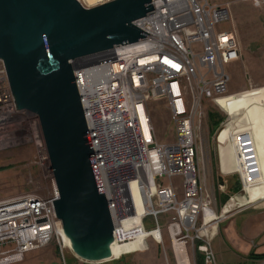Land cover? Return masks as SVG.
Listing matches in <instances>:
<instances>
[{"label": "built area", "instance_id": "2783aa9c", "mask_svg": "<svg viewBox=\"0 0 264 264\" xmlns=\"http://www.w3.org/2000/svg\"><path fill=\"white\" fill-rule=\"evenodd\" d=\"M151 4L153 13L134 21L148 33L143 39L72 62L113 220L111 243L124 245L141 236L144 246L137 250L146 248L147 238L163 246L160 217L164 216L174 264H197L198 255L204 264L214 263L211 240L222 215L211 211L213 198L199 159L200 129L205 104L227 93L230 77L225 65L239 57L238 45L231 31L216 28L230 17L227 3L152 0ZM195 44L201 45L200 51L194 50ZM160 98L167 100L175 127V140L169 144L156 141L147 111V102ZM15 112L32 117L39 156L50 170L38 119L15 109L0 60V118L6 120ZM174 175L183 177L182 198L171 182ZM49 177L48 196L29 193L0 201V264L19 262L52 240L61 253L66 248L73 251L53 209L57 190L50 172ZM147 218L153 224L150 229L144 224ZM118 258L80 260L100 264ZM254 262L264 264V259Z\"/></svg>", "mask_w": 264, "mask_h": 264}, {"label": "water", "instance_id": "95a60500", "mask_svg": "<svg viewBox=\"0 0 264 264\" xmlns=\"http://www.w3.org/2000/svg\"><path fill=\"white\" fill-rule=\"evenodd\" d=\"M152 0H0V60L15 109L36 116L57 197L56 217L73 251L109 257L113 220L76 85L72 62L143 39L134 24ZM218 185L225 186L222 174Z\"/></svg>", "mask_w": 264, "mask_h": 264}, {"label": "rangeland", "instance_id": "374dc122", "mask_svg": "<svg viewBox=\"0 0 264 264\" xmlns=\"http://www.w3.org/2000/svg\"><path fill=\"white\" fill-rule=\"evenodd\" d=\"M209 1L228 4L230 18L217 24L216 28L234 31L240 41V58L225 65L230 76L227 89L230 95L226 93L205 104L204 123L200 129L199 159L202 163L205 186L213 198L211 211L219 215L223 206L222 217L218 221V228L211 245L219 264H254L255 262L250 258L252 250L254 253L264 252V182H260L259 179L253 181L254 194L246 204H243L244 206L237 207L232 204L230 207L228 205L230 199L235 194L243 192L241 173L231 170L228 175L223 176L226 185L222 189L216 184V176L221 174L220 148L223 149L221 151L223 157L227 156L232 164H237V161L244 157L236 151L243 146L236 143L259 141V134L264 132L255 121L248 130L244 128L238 134L231 132L228 137L223 134L226 125L244 105H249V100L256 99L255 103L259 110L264 103V0H258V4L256 0ZM79 2L88 8L97 5L89 4L84 0ZM193 48L198 52L201 45L195 44ZM147 111L156 141L159 144L173 143L175 127L167 100L164 98L149 100ZM32 120V117H28L24 112L10 113L6 120L0 118V201L29 193L48 196L52 192L50 170L45 160L39 156L40 149L35 138L37 129L34 128ZM228 139L234 142H227ZM243 150L250 154L254 152L250 164L252 170L259 171V151L254 148L249 150L243 148ZM259 157L263 164L264 150L260 152ZM171 182L178 197L182 198L183 177L174 175L171 177ZM234 186L238 187L236 191L233 189ZM164 220L165 217L161 216L163 246L158 245L152 238H147L146 248L142 252L128 254L129 256L123 258L140 254L147 264L157 261L165 264L164 257L170 259L171 251ZM144 224L147 229L153 227L151 218L145 219ZM136 240L140 244L138 248L128 250L143 248V238L140 236ZM80 258L76 252L67 248L61 253L56 240H52L48 245L26 253L21 261L11 264H92ZM114 261L100 264L118 263Z\"/></svg>", "mask_w": 264, "mask_h": 264}, {"label": "crops", "instance_id": "0c3cea01", "mask_svg": "<svg viewBox=\"0 0 264 264\" xmlns=\"http://www.w3.org/2000/svg\"><path fill=\"white\" fill-rule=\"evenodd\" d=\"M229 31H231L235 35L237 45H238V50H239V57L238 58H240V47H239L240 41L238 40L236 33L234 31H232V30H229ZM227 89H228V86H227ZM227 94H228V91H227ZM228 95H230V94H228ZM252 101H253V104H252ZM255 101H257V100L256 99L249 100L248 101L249 105L248 104L244 105L241 108L240 112H238V114L234 118H232V120H230V122H231L230 125L228 127H226L225 129H223V134L226 137H228L229 134H231V132L238 134L239 131L244 129V128L246 130H248L249 127H252V125L255 121H256V124L258 126L260 125V128L262 130H264V103L261 104L262 107L260 108L261 110H259V107H258L257 103H255ZM251 104L253 106L255 105L256 107L253 108V106H252V108H251V106H250ZM255 109H257L258 112ZM252 115H253V117H252ZM227 142L233 143L234 141L231 139H228ZM236 145L243 146V147H240L239 149H237L236 151H238V153L244 157V158H241L240 160H238L237 164H232L229 157H227V156L223 157V155H221V151H223L222 148H220L221 151H219L220 152V166H219V168H220L221 174L223 176H225V174H223V172L224 173H230L231 170L232 171H234V170L239 171L241 173V180L243 182L242 194H235L230 199V201L228 203V205L230 207L232 206V204H235V206H237V207L244 206L243 204L244 203L246 204L248 202V200H250L254 194V192H253V186H254L253 181L259 179L260 182H264V163L263 164L261 163L260 157H259L260 152H262L264 150V132H261V134H259V141L251 140V141H247L245 143H240V144L236 143ZM243 148L244 149L247 148L248 150H249V148H252V149L254 148V150L257 149L259 151V153H258V165H259V169H260L259 171L252 170V167L250 164L251 161H253L254 152H252L251 154L249 152L247 153L246 151L243 150ZM238 153H236V154H238ZM234 156H235V154H234ZM209 169H211V166H209ZM217 176H216V184L218 185ZM166 237H167V235H166ZM167 240H168L169 249L171 251V248H170L171 246H170V242H169L168 237H167ZM212 240H213V237H212ZM212 240H211V242H212ZM138 245H140L139 242H138ZM142 251L143 250H126V251H123L121 254H119V258L117 260H115L114 262L117 261L118 262L117 264H147L146 260H144L140 254H137V256H130L127 258H123V256H126L128 254H135L137 252H142ZM252 252H253V250H252ZM256 253H260V252H256ZM170 254H171L170 259H168L167 257H164V258H166V263L168 262L169 264H174L172 253L170 252ZM252 261H254V260H252ZM150 263L151 264H161L159 261L150 262ZM196 263L197 264H204L199 255H198V259L196 260ZM209 264H219V261L217 260V255H215V262L209 263Z\"/></svg>", "mask_w": 264, "mask_h": 264}, {"label": "bare ground", "instance_id": "6f19581e", "mask_svg": "<svg viewBox=\"0 0 264 264\" xmlns=\"http://www.w3.org/2000/svg\"><path fill=\"white\" fill-rule=\"evenodd\" d=\"M84 1H86L87 3H89V4H96L97 2H99L100 0H84ZM88 4V5H89ZM240 112V111H239ZM238 114V113H237ZM236 114V115H237ZM235 115V116H236ZM234 116V117H235ZM233 117V118H234ZM230 125V122L226 125V127H228ZM225 127V128H226ZM224 128V129H225ZM247 149V148H246ZM223 174H225V175H228L229 173H224L223 172ZM222 210H223V206L221 207V213H222ZM62 235H63V237L65 238V240H66V242H68V244H69V246H71V247H74V245H73V243H72V241L69 239V238H67V236L64 234V233H62ZM136 249V248H138V242H137V240H135V241H132V242H130V243H126V244H124V245H116L115 243H108V250H109V256H117V255H119V254H121L123 251H126V250H128V249Z\"/></svg>", "mask_w": 264, "mask_h": 264}, {"label": "trees", "instance_id": "16d2710c", "mask_svg": "<svg viewBox=\"0 0 264 264\" xmlns=\"http://www.w3.org/2000/svg\"><path fill=\"white\" fill-rule=\"evenodd\" d=\"M240 110V109H239ZM238 110V111H239ZM237 111V112H238ZM233 189L236 191L237 189H238V187L237 186H234L233 187ZM250 258L252 259V260H260V259H264V252L263 253H254V252H251L250 253Z\"/></svg>", "mask_w": 264, "mask_h": 264}]
</instances>
